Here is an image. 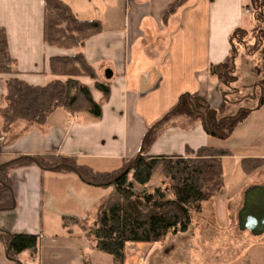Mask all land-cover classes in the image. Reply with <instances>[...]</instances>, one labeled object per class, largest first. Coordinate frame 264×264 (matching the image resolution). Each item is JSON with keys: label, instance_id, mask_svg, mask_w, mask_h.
Returning <instances> with one entry per match:
<instances>
[{"label": "crops", "instance_id": "obj_1", "mask_svg": "<svg viewBox=\"0 0 264 264\" xmlns=\"http://www.w3.org/2000/svg\"><path fill=\"white\" fill-rule=\"evenodd\" d=\"M61 1L78 20H99L102 31L77 49L51 46L43 40L44 0H0V27L6 32L8 50L16 62L15 77L30 85H43L51 78V57L69 56L80 50L96 68L100 80L109 84V97L96 120L58 108L48 115L44 125L27 127L19 122L9 137L0 131V144L4 143L0 164L16 156L53 154L63 163H75L93 172L120 169L125 160L136 157L146 131L176 105L182 94L198 97L212 109L221 106L222 86L210 74L209 67L228 55L234 30L254 25L250 14H245L246 6L250 9V0ZM172 7L175 10L166 16ZM12 76L0 74V106L4 80ZM249 80L253 93L248 99L253 102L254 111L245 130L240 126V131H245L240 136L246 148L256 150L251 157L244 158H261L264 157V101L258 105L257 77L252 74ZM92 95L96 101L101 97L96 90H92ZM211 136L200 120L189 122L185 116H174L159 127L148 154L185 155L186 148L214 146L209 144ZM47 174L51 175L49 187L56 185L58 179L69 180L67 177H73L79 189L88 191L94 187L73 171L43 169L34 162L10 167L8 178L14 207L0 210V228L10 233L38 235L36 257L31 258L29 250L23 251L17 256L20 263L44 264L46 239L52 244L58 235L73 238L62 225L61 231L46 230ZM248 182L249 179L242 186V194L249 186L264 185V182ZM94 188V191L100 189ZM73 232L74 237L81 236L79 231ZM87 244V251L78 249L71 264L110 260L93 249L91 242ZM145 262L143 259L136 264ZM0 264H17L8 258L3 240ZM51 264L58 262L52 260Z\"/></svg>", "mask_w": 264, "mask_h": 264}, {"label": "trees", "instance_id": "obj_2", "mask_svg": "<svg viewBox=\"0 0 264 264\" xmlns=\"http://www.w3.org/2000/svg\"><path fill=\"white\" fill-rule=\"evenodd\" d=\"M261 1L264 0H258V8L250 10L252 20L260 25L256 29L254 24L251 29L257 30L256 43L258 46L263 43V76L258 81V105L264 101V12L260 9ZM174 10L175 7L170 8L166 16ZM247 30H234L228 55L209 67L210 74L217 77L222 86V103L218 109H212L198 97L182 94L176 105L146 131L136 157L125 160L120 169L109 172H93L75 163L66 164L53 154L16 156L0 164V210L14 207L8 178L10 167L34 162L43 169L73 171L91 186L110 187L108 195L99 202L89 228L84 227L82 219L68 215L61 217V225L69 236L74 235L72 228L77 227L79 234L91 241L93 249L109 255L113 264L124 263L127 242L161 244L168 234L186 232L191 223V213L199 212L202 202L222 191V158L231 153L227 148L208 145L195 150L186 148L185 155H150L148 149L159 127L174 116H185L189 122L200 120L212 136L226 139L235 126L254 110L239 108L235 113L224 114L228 105L240 103L229 96L240 93L233 87L238 79L234 61L238 53L236 44L244 43L240 36H246ZM101 31L99 20H78L63 1L44 0L43 40L46 44L77 49ZM49 68L51 78L43 85H30L15 77L18 74L16 62L8 50L6 32L0 27V74L14 75L4 80L0 106V131L8 137L19 122L27 127L44 125L48 115L58 108L71 115L83 114L94 120L101 116L102 104L109 97V84L99 79L96 68L86 61L80 50L69 56L51 57ZM81 77L93 81L94 89L101 94L98 101L93 98L90 87L80 82ZM245 98L248 96L241 97ZM3 146L1 143L0 153ZM241 168L245 176L251 175L264 168V157L243 158ZM156 170L163 177L161 183L167 181L168 187L149 189L148 184ZM1 240L5 241L8 258L17 264H25L17 261V256L23 251L29 250L31 258L37 255V234L10 233L0 228Z\"/></svg>", "mask_w": 264, "mask_h": 264}, {"label": "rangeland", "instance_id": "obj_3", "mask_svg": "<svg viewBox=\"0 0 264 264\" xmlns=\"http://www.w3.org/2000/svg\"><path fill=\"white\" fill-rule=\"evenodd\" d=\"M261 2L263 3L260 9L264 12V1ZM257 4L258 0H250V9L247 6L246 9L255 10L258 8ZM254 24L256 29L260 27L258 22ZM253 26L252 23L246 31V36H240L244 39V43L236 44L239 53L235 62L238 79L233 87L239 89L240 93L228 96L233 101L239 100L240 103L234 102L228 105L224 114L235 113L239 108H252L253 102L248 98L241 99V97L253 93L252 86L248 85L252 74L257 77L258 81L263 76L261 55L263 43L260 42L259 46L256 43L257 30H251ZM79 80L87 86H92H89L90 90L91 88L95 90L92 80L86 77H81ZM251 113L241 121L242 124L243 122L246 124L240 125L239 122L228 138L210 137L209 144L227 148L231 152L230 155L222 158L223 188L220 194L202 202L199 212L191 213V223L186 232L176 235L168 234L161 244L127 242L123 264H136L143 259L146 261L145 264H264V234L255 237L248 231H240L237 227L236 213L243 202L242 186L248 179V183L264 182V168L248 176H245L241 168V158L251 157L256 151L246 148L240 136L251 122L253 116ZM240 126H243L242 131L239 129ZM50 176L46 175L44 186L46 230L61 231L60 221L64 214L82 219L84 227L89 228L93 223L99 202L108 195L110 189L94 186L100 189L94 191L93 187L85 191V189L75 187L73 177H67L69 180L58 179L56 185L49 187L47 182ZM161 180L163 177L159 170H156L148 184L149 189L157 186L168 187V182L163 184ZM72 230L79 231L76 227ZM72 237L69 239L58 235L55 243L52 244L46 239L48 244L45 249L44 264H51L52 260L58 264H71V260L77 257L78 249L87 251V243L91 242L89 239L84 236L74 237L73 235ZM105 256L110 260L108 259L109 261L105 263L98 260V264H113L111 257Z\"/></svg>", "mask_w": 264, "mask_h": 264}, {"label": "water", "instance_id": "obj_4", "mask_svg": "<svg viewBox=\"0 0 264 264\" xmlns=\"http://www.w3.org/2000/svg\"><path fill=\"white\" fill-rule=\"evenodd\" d=\"M237 227L255 237L264 234V185H252L245 189L242 206L237 212Z\"/></svg>", "mask_w": 264, "mask_h": 264}, {"label": "built area", "instance_id": "obj_5", "mask_svg": "<svg viewBox=\"0 0 264 264\" xmlns=\"http://www.w3.org/2000/svg\"><path fill=\"white\" fill-rule=\"evenodd\" d=\"M249 10L248 9H245V14L247 15V14H249Z\"/></svg>", "mask_w": 264, "mask_h": 264}]
</instances>
